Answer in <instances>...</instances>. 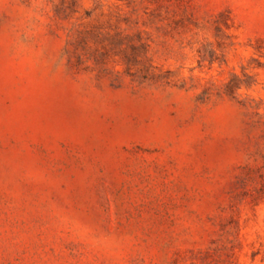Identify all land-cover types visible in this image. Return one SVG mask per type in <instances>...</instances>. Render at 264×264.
Returning a JSON list of instances; mask_svg holds the SVG:
<instances>
[{
    "label": "rangeland",
    "instance_id": "1",
    "mask_svg": "<svg viewBox=\"0 0 264 264\" xmlns=\"http://www.w3.org/2000/svg\"><path fill=\"white\" fill-rule=\"evenodd\" d=\"M0 264H264V0H0Z\"/></svg>",
    "mask_w": 264,
    "mask_h": 264
}]
</instances>
